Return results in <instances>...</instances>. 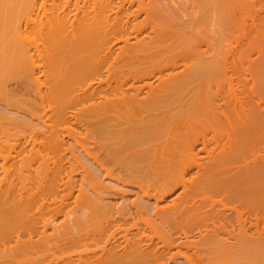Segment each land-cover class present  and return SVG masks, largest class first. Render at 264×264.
<instances>
[{
    "label": "bare ground",
    "instance_id": "bare-ground-1",
    "mask_svg": "<svg viewBox=\"0 0 264 264\" xmlns=\"http://www.w3.org/2000/svg\"><path fill=\"white\" fill-rule=\"evenodd\" d=\"M48 1L0 0V264H264V206L261 214L255 209L264 205V102L256 97V108L245 109L249 96L243 90V97L232 95L240 110L233 105L235 119L225 117L229 112L220 111V101L208 100L205 91L215 75L231 72V54L203 50L197 42L205 23L213 36L224 35L236 14L234 2L190 0L197 18L189 16L203 21L202 32L200 21L194 28L182 24L187 15H179L176 0H59L57 10H64L51 15ZM140 11L151 22L148 29L136 28L120 39L122 46H108L118 39L119 26L127 27ZM124 52H144L145 63L165 65L153 67L140 87L112 89L111 65ZM260 52L255 65L261 72L248 85L262 94L264 48ZM38 106L47 111L36 118ZM208 107L233 124L226 120L231 126L215 149L203 138L201 158L192 136L211 123ZM173 179L180 194L155 190ZM193 185L206 192L191 198ZM209 193L222 199L214 201ZM131 217L130 228L125 222ZM183 225L191 230L181 231ZM173 241H179L176 253L165 247ZM80 244L77 254L64 253Z\"/></svg>",
    "mask_w": 264,
    "mask_h": 264
},
{
    "label": "rangeland",
    "instance_id": "rangeland-1",
    "mask_svg": "<svg viewBox=\"0 0 264 264\" xmlns=\"http://www.w3.org/2000/svg\"><path fill=\"white\" fill-rule=\"evenodd\" d=\"M68 2L69 1V3H70V5H72L73 4V2L75 3H80V1L78 2V0H63V2ZM85 2L86 0H81V2ZM166 1V0H165ZM171 1L173 2V0H167V2L168 3H171ZM175 1V0H174ZM177 2L176 3H178L179 5H181L180 7H182L181 9H177V11L179 10L180 12H183V13H180L179 11H178V13H179V15H183V14H186L187 15V17H184L185 18V21H186V19H187V22H182V24H187V27H191V28H194V26H198V24L199 23H203V21H201V20H197L199 23L198 24H196L197 23V21H195V22H192V20L191 19H193V17H194V19L195 18H197L195 15H192V13H193V11L192 10H189V9H193L194 8V3L192 4V3H190V0H181V1H179V0H176ZM239 1H240V3H239ZM65 2V3H66ZM116 2H119V0H117ZM232 2H234L233 4L235 5V7H234V19H233V22H232V24L230 25V26H228V27H230V30L228 31L227 30V28H226V31H223L222 32V34H224V35H221V33H220V35L222 36V37H220V35H219V37L221 38H219L218 37V35L217 36H213V35H215L212 31H210V29L208 28V26L209 25H206V23L205 24H203L205 27V29H204V32H203V28H202V23H201V26H199L200 27V29H202V32H203V35H204V38H203V36L202 35H199L200 37H199V41H197L198 42V46H201V48L204 50V49H211V50H213V48H214V50L216 51L217 49H218V51H221V52H225V53H227V55H229V53L231 54V55H229V56H227V57H236L235 58V60H234V58H233V61H234V63L233 62H231V59H230V61H228L229 63H230V71L231 72H229V74L230 73H232V78H231V76L228 74L227 75V77L225 78V76L224 75H222L223 74V72L221 71L220 73H218L217 75L218 76H214L211 80H210V82L212 81L213 82V87L211 86V84H212V82L210 83H207L208 84V86H206L207 88H206V94H208V98H210V99H208V100H210V101H212L213 100V102L215 101V103H217V102H219L220 101V103H218V104H220L219 106H221L222 108H221V110L220 111H222V109H223V113L225 114V112H229V114H228V116L226 115L225 117H233V116H235L236 115V113H237V111H240L239 110V108H237V106H236V103L234 102L235 101V99L234 98H239L238 97V95H240V96H242L243 97V95L244 94H241L242 92H243V90L244 91H246V96H249L250 97V99L252 100L251 102H253V103H251L250 102V100H249V97L247 98V97H245V103L246 104H248V102H249V104L248 105H246V107H245V109H247V110H249L250 108L251 109H255L256 108V105H258V103L260 102V100H261V102L259 103V104H261L262 102H264V92L261 94V92H260V90H257L259 87H255L254 86V89H253V91H252V89L250 90V88L251 87H249V86H251V85H248V82H250V78H252V76H256V75H254V74H256L257 73V71H259V73L261 72V69L258 67V65L256 66L255 64H257V57H258V53H261L260 51H261V49L262 48H264V39H263V36H264V0H232ZM256 2V3H255ZM123 4H125L126 2L124 1V2H122ZM146 3V2H145ZM183 3V4H182ZM236 3V4H235ZM239 3V4H238ZM57 6H59V0H57L56 2H53V1H48L47 3H46V13L48 12L50 15L52 14V11H53V14H56V13H58V11H59V13H61L63 10H64V8L60 11L59 9L57 10V8L58 7H56V5ZM177 4V5H178ZM171 5H173L174 6V4H171ZM255 5V6H254ZM52 6V7H51ZM129 6V4H127L126 5V7H128ZM137 6V4L136 3H134L133 4V9H132V11L134 12H136L137 10H138V8L136 7ZM237 6V7H236ZM50 7V8H49ZM56 7V8H55ZM65 7H67V6H65ZM176 7V6H175ZM174 7V8H175ZM179 6H177L176 8H178ZM190 7V8H189ZM53 8V9H52ZM189 8V9H188ZM49 9H51V10H49ZM56 9V10H55ZM135 9V10H134ZM250 9V10H249ZM236 10H237V12H236ZM243 11V12H242ZM248 11L250 12L251 11V13L250 14H248ZM51 12V13H50ZM133 12H131L132 14H133ZM58 13V14H59ZM141 13V14H140ZM242 13V14H241ZM192 15V16H189V15ZM243 17V18H239L238 16H240V15ZM249 16H248V15ZM258 14V15H257ZM135 15V16H134ZM133 15V19H131V21L127 24L128 26L126 27V26H123L122 27V25H124V23L121 25V27L119 26V31L117 30V36H116V38H118V39H116V40H113L114 42H112L111 44H109L108 46H110V47H112L113 45H115V44H119V43H121V41L126 37V35L127 34H129V33H134V29H140L141 30V28L140 27H142V29L144 28V30H146V28L148 29V26H150V23L151 22H149V21H147V22H144V16H143V12L142 11H140L139 12V14H134ZM136 15H138V16H136ZM130 16H132L131 14H130ZM240 16V17H241ZM251 16H252V18H251ZM258 16V17H257ZM144 17V18H143ZM136 18H137V20H136ZM235 18H237V20L235 21ZM250 18V19H249ZM241 20V21H238V20ZM245 19V20H244ZM255 19H257V20H255ZM249 20V21H248ZM142 21L144 22V23H142ZM244 21V22H243ZM139 22H140V24H139ZM261 22H262V24H261ZM133 23V24H132ZM194 23H195V25H194ZM231 23V22H230ZM235 23H236V25H235ZM247 23H248V25H247ZM260 23V24H259ZM144 24H146L145 26H144ZM148 24V25H147ZM243 24V25H242ZM250 24H252V25H250ZM254 24H256V26L254 25ZM132 26V27H130L129 28V26ZM138 25V26H137ZM140 25H143V26H140ZM189 25V26H188ZM200 25V24H199ZM235 26V27H234ZM246 28H245V27ZM249 26H250V28H249ZM259 26H260V28H259ZM125 27V28H124ZM184 27H185V25H184ZM239 27H241V29H239ZM262 27V28H261ZM129 28V29H128ZM132 28V29H131ZM190 28V29H191ZM232 28V29H231ZM236 28V29H235ZM247 28H249V31H250V33H246V32H248V30H247ZM122 29H123V31H122ZM125 29H127V30H125ZM137 29H136V32H137ZM206 29H207V31H206ZM260 29H261V31H260ZM209 30V31H208ZM244 30V31H243ZM143 31V30H142ZM206 31V32H205ZM228 31V32H227ZM242 33H241V32ZM252 31V32H251ZM125 33V35H124V33ZM139 32V31H138ZM207 32H209V37H208V35H206V34H208ZM211 32V33H210ZM227 32V33H226ZM232 32V33H231ZM238 32H239V34H238ZM253 33V34H252ZM257 33L259 34V35H257ZM263 33V34H262ZM35 34V33H34ZM34 34H32L33 35V37L35 38V37H37V34H36V36L34 35ZM202 34V33H201ZM210 34H212V35H210ZM217 34V33H216ZM226 34H228L229 36L227 37V35ZM234 34H236L235 36H233ZM250 34V35H249ZM261 34V35H260ZM253 35H255V36H253ZM263 35V36H262ZM125 36V37H124ZM128 36V35H127ZM202 36V37H201ZM205 36L207 37V39L208 40H206V38H205ZM210 36L213 38L214 37V39H211L210 38ZM225 36V37H224ZM241 38H239V37ZM247 36H248V38H247ZM259 37V38H257V37ZM262 36V37H261ZM216 37V38H215ZM218 37V38H217ZM231 37H233L232 39H231ZM254 37H256V38H254ZM123 38V39H122ZM222 38H225L224 39V41H225V43H224V41H222L223 39ZM262 38V39H261ZM120 39H122V40H120ZM243 39H245V40H243ZM117 40H119L118 42H117ZM205 40H206V42H205ZM213 40H215L216 41V44L213 42ZM238 40V41H237ZM239 40H241L240 42H239ZM252 40V41H251ZM254 40H255V42H254ZM203 41V42H202ZM210 41V42H209ZM227 41V42H226ZM228 41H230V42H228ZM234 41V42H233ZM261 41L263 42V43H261ZM196 42V43H197ZM207 42L209 43V45L207 44ZM222 42V43H221ZM248 44V47H247V44ZM257 42V43H256ZM115 43V44H114ZM204 43V44H203ZM212 43H214V44H212ZM225 44L224 46L222 45V44ZM231 45H230V44ZM234 43V44H233ZM260 43V44H259ZM233 44V45H232ZM251 44H252V46H251ZM261 44H263V45H261ZM120 46H122L123 44L121 43V44H119ZM117 46V48L118 47H120V46ZM193 45H196L197 46V44H193ZM204 45V46H203ZM208 45V46H207ZM217 45V46H216ZM221 45V46H220ZM228 45V46H227ZM238 47H236V46ZM239 45V46H238ZM223 46V47H222ZM231 46V47H230ZM233 46V47H232ZM221 47H222V49H221ZM241 47V48H240ZM232 48H233V50H232ZM226 49V50H225ZM237 51H236V50ZM241 49V50H240ZM225 50V51H224ZM242 50H243V53H242ZM252 50H254V51H252ZM232 51V52H231ZM234 51V52H233ZM239 51V52H238ZM126 52V51H125ZM123 53L124 55H118L117 57H119V59H117L115 56L113 57V58H116V62H115V65L113 64V65H111L112 66V69L110 70V78H109V85H110V87L112 88V89H114V88H116V87H118V86H124V89H127L128 87L129 88H131V86L133 87H140V85L142 86V85H144V84H146L147 82H148V80L149 79H147V77L148 78H150V76H151V73H152V71H154V68L155 69H158L159 67L161 68V67H163V66H161V65H165V64H163L162 63V61L161 60H157V61H155V60H153L154 61V63L151 61V62H149V63H153V64H148V63H145L146 61H142L141 59H140V57H141V54L142 55H144V52H139V53H136V55H134V54H132L131 56H128V55H130L129 53L127 54V56H126V53ZM217 52V51H216ZM221 52H219L220 54H221ZM229 52V53H228ZM238 52V53H237ZM118 53V52H117ZM218 53V52H217ZM224 53V54H225ZM234 53V54H233ZM237 53V54H236ZM249 53V54H248ZM253 53V54H252ZM255 53V54H254ZM140 54V55H139ZM223 54V53H222ZM233 54V55H232ZM236 54V55H235ZM242 56H240V55ZM134 55V56H133ZM137 55H138V57H137ZM247 55V56H246ZM248 56H250V57H248ZM257 56V57H256ZM130 57H132V59H130L129 60V58ZM136 57V58H135ZM244 57V58H243ZM252 57V58H251ZM123 58V59H122ZM125 58V59H124ZM137 58H138V60H137ZM259 58V57H258ZM128 61H127V60ZM237 59V60H236ZM254 59V60H253ZM117 60H119V61H117ZM123 60H124V63H125V61L127 62V63H123ZM256 60V61H255ZM113 61V60H112ZM121 61V62H120ZM249 61V62H248ZM136 62V63H135ZM141 62H143V67L140 65V64H142ZM156 62H157V64H156ZM164 62V61H163ZM236 62V63H235ZM242 62V63H241ZM250 63V65H248V63ZM253 62V63H252ZM110 63V64H111ZM121 64V66H120V68L119 69H117V67H119V65ZM140 63V64H139ZM161 63V64H160ZM232 63V64H231ZM246 63H247V65H246ZM119 64V65H118ZM129 64V65H128ZM133 64H135V65H133ZM145 64V65H144ZM238 64V65H237ZM242 64V65H241ZM251 64H252V66H251ZM118 65V66H117ZM124 65H126V67H127V69L125 70V66ZM131 65V66H130ZM133 65V66H132ZM149 65V66H148ZM151 65H153V66H151ZM234 65V66H233ZM115 66V68H113ZM122 66H124V67H122ZM136 66V67H135ZM159 66V67H158ZM246 66H247V68H246ZM138 67V68H137ZM145 67V68H144ZM154 67V68H153ZM231 67H233L232 69H231ZM254 69H253V68ZM256 67V68H255ZM131 68V69H130ZM146 68H149V69H146ZM250 68L252 69V70H250ZM114 69V70H113ZM116 69V70H115ZM133 69V70H132ZM145 69V70H144ZM244 69H245V71H244ZM247 69H249V70H247ZM130 70L131 71H133V72H135V74L137 75V76H134L135 74L133 73V72H130ZM135 70V71H134ZM144 70V71H143ZM236 70V71H235ZM113 71V72H112ZM149 71V72H148ZM121 74H120V73ZM145 74H144V73ZM236 72V73H235ZM249 72L251 73V74H249ZM119 73V74H118ZM128 73V74H127ZM133 73V74H132ZM143 73V74H142ZM222 73V74H221ZM113 74V75H112ZM117 76H116V75ZM147 74H149V75H147ZM124 77H123V76ZM249 75V76H248ZM258 75V74H257ZM119 76V77H118ZM246 76H247V78H246ZM112 77V78H111ZM129 77V78H128ZM220 77V78H219ZM232 80H230V84H229V78ZM128 78V79H127ZM138 78H140L141 80H142V82H140L141 80L140 79H138ZM144 78H145V80H144ZM215 78H217L218 80H216ZM249 78V79H248ZM113 79V80H112ZM115 79V80H114ZM119 79V80H118ZM117 80V81H116ZM144 80V81H143ZM214 80V81H213ZM120 81V82H119ZM216 81H218V84H217V82ZM219 81H221V82H219ZM126 82V83H125ZM131 82H133V83H131ZM238 82V83H237ZM130 83V84H129ZM216 83V84H215ZM237 83V84H236ZM124 84V85H123ZM126 84V85H125ZM210 84V85H209ZM222 84V85H221ZM233 84V85H232ZM128 85V86H127ZM214 85H216V86H214ZM126 86V87H125ZM210 86L212 87V89L210 88ZM231 86H233V87H231ZM234 86H235V88H234ZM240 86V87H239ZM114 87V88H113ZM133 87V88H134ZM128 88V89H129ZM231 88H232V93L230 92L231 91ZM234 88V89H233ZM255 88H256V90H255ZM217 89V90H216ZM228 89L230 90V91H228ZM246 89H248V90H246ZM205 90V89H204ZM219 90V91H218ZM223 90H224V93H223ZM237 90H241V91H237ZM218 91V92H217ZM221 91V92H220ZM228 91V92H227ZM250 91H252V92H250ZM256 91L258 92L259 91V94H257L256 93ZM234 92V93H233ZM239 93V94H237V93ZM254 92V93H253ZM222 93V94H221ZM233 94H235L236 95V97H235V95L234 96H232ZM252 95L253 94V96H250V95ZM221 96V97H220ZM245 96V95H244ZM260 96H262V97H260ZM143 97V96H142ZM212 97V98H211ZM214 97H216L217 98V101L215 100L216 98H214ZM259 98V99H257V98ZM220 100H219V99ZM222 98H224V99H222ZM234 100H233V99ZM224 100V101H222V100ZM230 100V101H229ZM256 100V102H254ZM263 100V101H262ZM226 101V102H225ZM233 101V102H232ZM222 102H224V104L226 105H224L223 106V104H221ZM230 102H232V103H230ZM214 103V104H215ZM251 103V104H250ZM254 103H256L255 105H254ZM210 104V107H211V105H212V103L210 102L209 103ZM208 104V105H209ZM213 104V105H214ZM253 104V105H252ZM263 104V103H262ZM33 105H35L36 106V104L34 103ZM37 105H38V103H37ZM230 105V106H229ZM233 105H234V108H236L237 109V111H236V113H235V110L236 109H234L233 110ZM251 105V106H250ZM33 108H36V107H34V106H32ZM31 107V108H32ZM41 107H43V106H38V111L37 112H35V114L34 115H37L36 116V118L38 117V116H44V114H45V112L47 111V109L46 108H44L43 107V109H41ZM231 107H232V109H231ZM32 108V109H33ZM209 108V107H208ZM212 108V107H211ZM211 108H209V109H207V111H209L211 114L213 113H215V112H213L214 110L213 109H211ZM31 109V110H32ZM35 110V109H34ZM33 111V110H32ZM231 111H232V114H233V116L231 115ZM217 113H218V111H216ZM34 113V112H33ZM122 113H123V110H122ZM121 113V114H122ZM220 113V112H219ZM226 113V114H227ZM124 114H125V112H124ZM123 114V115H124ZM210 114V115H211ZM212 114V115H213ZM235 114V115H234ZM123 115H121V116H119L120 118L122 117V118H125ZM127 115H128V117H129V114L127 113ZM217 115V114H216ZM215 116V114L212 116V121H211V123L209 122V121H207L208 122V124H206V121L203 123L204 124V126L201 124L197 129H196V131H198L197 133H196V131H194V129L195 128H192L191 129V131L193 130L196 134L195 135H193L192 137L194 138V139H192V140H194V141H196L197 140V147H198V145L199 144H201V141H203V138L205 139V138H207V139H205L206 141V143L208 144V145H210L211 144V147H212V149H215L216 147V144L219 146H221V144L225 141L224 139H223V137H225L224 135L227 133V131L229 130V123L228 122H226V120L228 119V118H226V120H224L225 118L224 117H222L221 115H219V116H221L222 118H223V120H222V118L221 117H218V116H216V117H214ZM35 117V116H34ZM128 117H126V118H128ZM39 118V117H38ZM121 118V119H122ZM219 118V120H217ZM232 119H235V117H233ZM232 119H228V120H232ZM54 120L55 121H58L57 123L59 124V117L58 118H54ZM123 120V119H122ZM125 120V119H124ZM214 120H217L216 121V123L215 122H213ZM223 122H222V121ZM226 123H225V122ZM56 123V124H57ZM210 123V124H209ZM231 123L233 124V120L231 121ZM57 126V125H56ZM209 126V127H208ZM221 126H222V128H221ZM224 126V127H223ZM227 126V129H225V127ZM231 126V125H230ZM60 127H62L60 130H63V126H61L60 125ZM207 127V128H206ZM58 129V128H57ZM204 129H205V131H204ZM218 129V130H217ZM77 130L78 129H76V132H77ZM207 130H209V131H207ZM223 130H225L224 132H223ZM192 131V132H193ZM205 132V134H204V132ZM213 131H214V133H213ZM217 131H219L218 133H217ZM79 133H80V129H79V131H78ZM191 132V133H192ZM210 132V133H209ZM209 133V134H208ZM200 134H202V135H200ZM208 134V135H207ZM203 135H204V137H203ZM210 135V136H209ZM212 135V136H211ZM206 136V137H205ZM215 136V137H214ZM221 136V138H219ZM223 136V137H222ZM20 137V136H19ZM196 137V138H195ZM198 137H199V142H198ZM202 137V138H201ZM212 137H214V139L212 138ZM21 138V137H20ZM70 139H71V137H69ZM73 138V137H72ZM196 139V140H195ZM219 139V140H218ZM191 140V141H192ZM210 140V141H209ZM215 140V141H214ZM224 140V141H223ZM212 141H214V142H212ZM223 141V142H222ZM211 142V143H210ZM217 142V143H216ZM221 142V143H220ZM214 143V144H213ZM206 144V148H207V150H211V149H209V148H211V147H209L208 145ZM195 145V146H196ZM213 145V146H212ZM215 145V146H214ZM200 147H198L196 150L198 151L199 150V152H201V154H200V156L201 155H205L203 152H204V150H202V148H203V146L202 145H199ZM217 146V147H218ZM262 147H264L263 145H262ZM207 150H206V152H207ZM199 156V157H200ZM203 156H201V158H202ZM204 158H205V156H204ZM0 163H1V161H0ZM174 180V179H173ZM173 180L172 181H170V182H168V183H170V185H168V187H166V185L168 184V183H166V185L164 186V188H160L161 187V185L158 187H155V190H156V188H158L157 189V191H159V192H161V195H163V193H165L164 195L165 196H167V195H170V194H173L174 192H177L176 193V195L179 193H181V192H179V191H182L181 190V188L179 187V186H181V185H179V183H178V187H176V183H175V180H174V182H173ZM171 182H172V184H171ZM174 183V184H173ZM146 185V184H145ZM155 186V185H154ZM153 186V187H154ZM174 186V187H173ZM195 186V187H194ZM197 185H193L192 186V190H191V192L189 193V196L191 197V198H193V197H198V195L200 196V194H204L206 191L204 190V188H203V185L202 186H199V187H196ZM205 186V185H204ZM169 187H170V189H169ZM151 188V187H150ZM167 188V189H166ZM176 188V189H175ZM177 188H180V189H178L177 190ZM199 188V189H198ZM161 189V190H160ZM191 189V188H190ZM197 189V190H196ZM202 189V190H201ZM167 190H168V192H167ZM195 190H196V192L198 193V194H196V192H195ZM200 190H201V192H200ZM69 191V190H68ZM71 191H72V189H71ZM171 191V192H170ZM199 191V192H198ZM203 191V192H202ZM205 191V192H204ZM200 193V194H199ZM49 194H52L53 196H56V195H54V193L53 192H51V193H49ZM192 194H194V195H192ZM195 194H196V196H195ZM209 194H211V193H209ZM214 195H215V193H213ZM51 195V196H52ZM128 195H130V194H128ZM175 195V196H176ZM212 195V194H211ZM52 196V197H53ZM217 194H216V196H211V198H212V200L213 199H215L214 201H218V199L220 200V199H222V196L220 197V196H218V198H217ZM174 197V196H173ZM201 197V196H200ZM228 204V203H227ZM229 205H231L230 203H229ZM263 206L264 205H262V206H260L259 208V210H257V207H255V209H256V211H255V209H254V213L256 212V214L257 213H260L261 214V212H258V211H261V209L263 208ZM264 209V208H263ZM132 211V210H131ZM253 212V211H252ZM262 216L260 215V217L262 218V217H264L263 215H264V210H262ZM253 213V214H254ZM58 216H60V214H55V217H58ZM258 216H259V214H258ZM126 218V217H125ZM124 218V219H125ZM133 217H131L129 220V222H127L128 221V216H127V221L125 222V223H129L130 225L132 224V222H133V219H132ZM232 218H234L235 219V217H232ZM260 218V219H261ZM123 219V221H125ZM122 221V222H123ZM121 222V223H122ZM135 222V221H134ZM133 222V223H134ZM121 223H118V225L120 226V225H122ZM124 223V222H123ZM125 223L123 224V225H125ZM137 223V222H136ZM142 222L140 221V223H139V221H138V225L140 226L141 225V227H142V224H141ZM125 225V226H129L130 228H131V226L128 224V225ZM123 225H122V229H126L127 227H125V228H123ZM138 226V227H139ZM181 226V225H180ZM186 227L187 226H185V230H183L184 229V225H183V227L181 228V231L183 230V231H186V230H191V228H187L186 229ZM191 227V226H190ZM193 227V226H192ZM120 228V230H121V232H120V234L122 233H124V230H122ZM130 228H129V230H130ZM133 228H135V227H133ZM132 228V229H133ZM132 229L130 230V231H132ZM139 229V228H138ZM176 229V230H175ZM193 229V228H192ZM119 230V231H120ZM126 230H128V228L126 229ZM125 230V231H126ZM128 230V231H129ZM133 230H135V229H133ZM174 230H175V232H177V231H179V233H180V227H177V228H174ZM113 230L111 229V232H112ZM123 231V232H122ZM111 232H109V233H111ZM117 233H119V232H117ZM178 232H177V234H179ZM180 235V234H179ZM179 235H177V236H175L176 238L179 236ZM172 240H175V239H172ZM165 241H170V240H168V239H165ZM171 242V241H170ZM170 242H165L166 243V249H169V251H170V253H176L177 251H176V249H175V247H176V245L178 244V242H174L173 241V243L171 244ZM74 246V245H73ZM71 247V248H68L69 250H71V251H69L67 248H65L64 249V253L65 254H72V255H75V254H77V252L80 250L79 249V247L81 248L82 246H81V244L80 245H76V247ZM70 247V246H69ZM78 247V248H77ZM168 247V248H167ZM74 248V249H73ZM75 248H77V249H75ZM73 249V250H72ZM63 250V249H62ZM67 250H68V252H67ZM73 251H74V253H73ZM76 251V252H75ZM176 251V252H175Z\"/></svg>",
    "mask_w": 264,
    "mask_h": 264
}]
</instances>
